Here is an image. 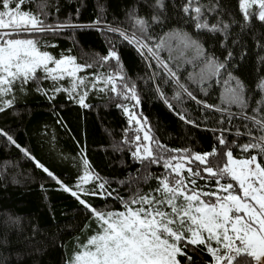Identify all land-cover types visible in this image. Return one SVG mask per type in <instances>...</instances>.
<instances>
[{
	"label": "snow or ice",
	"instance_id": "obj_1",
	"mask_svg": "<svg viewBox=\"0 0 264 264\" xmlns=\"http://www.w3.org/2000/svg\"><path fill=\"white\" fill-rule=\"evenodd\" d=\"M31 4L35 11L25 8ZM145 6L151 8L148 16L139 15L135 6L128 11L133 29L129 32L99 18L87 25L71 19L49 22V0H0V114L14 107L17 90L27 94L31 84L50 102L64 92L81 108L92 107L85 101L93 90L113 94L110 99L135 101L132 108L116 104L129 124L121 144L141 166L138 175L119 181L128 188L126 197L111 188L113 181L95 173L83 150V174L78 175L74 190L2 128L0 137L78 201L89 215L85 231L95 222L93 234L77 244L65 264H264V55H257V77L250 88L230 70L235 67L234 53L228 47L229 42L240 44L232 25L238 24L242 33L251 31L256 22L264 27V0H237L240 20L225 0H146ZM99 10L103 12V7ZM173 16L177 27L168 24ZM154 26L162 34L154 35ZM81 27L118 33L150 68L154 64L149 79L159 98L181 121L211 132V150L173 149L155 137L148 120L134 111L140 103L136 84L124 74L114 47L107 55L81 64L69 53L54 56L48 49L56 45L41 39ZM208 36L220 38V47L227 50L223 60L205 48L202 38ZM255 46L264 50L260 39ZM245 55L241 52V59ZM185 65L193 71L182 78ZM87 69L95 71L78 75ZM65 77L70 78L68 87L59 84ZM157 78L173 86L171 97ZM43 81H51V88H44ZM214 87L220 89L219 95L216 102H209ZM186 101L199 106V122L181 107ZM117 150L122 149L117 146ZM153 166L162 171L153 173ZM152 180L155 186L145 191L141 185ZM88 197L112 198L120 208L107 204L97 208Z\"/></svg>",
	"mask_w": 264,
	"mask_h": 264
},
{
	"label": "trees",
	"instance_id": "obj_2",
	"mask_svg": "<svg viewBox=\"0 0 264 264\" xmlns=\"http://www.w3.org/2000/svg\"><path fill=\"white\" fill-rule=\"evenodd\" d=\"M225 2L231 4L235 18L240 20L237 0ZM145 5L146 0H49L47 11L50 13L49 22L71 19L81 25H87L99 18L109 25L131 32L133 29L127 20L128 11L135 6L139 15L148 16L151 8ZM101 6L103 12L99 10ZM25 8L36 10L35 4L25 5ZM225 19L229 17L226 16ZM168 24L170 27L178 26L175 16ZM188 30L191 31V28ZM163 31H168V28L165 27ZM231 31L234 38L239 34L240 44L232 45L229 42L228 47L234 53L231 64L235 66L230 70L252 88L257 77L254 71L257 55H264V50L257 48L255 41L260 39L264 42V35H261L264 33V27L256 22L251 31L245 30L242 33L240 26L234 24ZM156 33H161V29L154 26L153 34ZM41 39L56 45L48 49L54 56L69 53L76 56L81 64L107 55L109 49L114 47L124 74L136 84L140 103L135 106L134 111L148 120L155 137L173 149L191 147L198 152L211 150L213 134L203 130V125L196 128L186 124L167 107L155 91V84L149 79L155 70L154 64L150 68L136 48L118 33L81 27ZM202 39L210 53L221 60L224 59L227 50L220 47L219 37L208 36ZM241 52L246 53L243 59ZM163 55L167 58V53ZM110 63L113 68L116 67L115 60ZM94 71L95 69H87L86 74ZM181 71L182 78H186L193 69L191 65H185ZM157 79L165 93L171 97L173 86L165 85L163 80ZM59 84L69 86L66 79ZM51 85V81L42 83L46 89L51 88ZM35 86L29 85L27 94L17 90L14 107L0 114V128L6 130L22 147L29 149L34 157L74 190L78 175L83 174V150V155L95 173L113 181L111 188L119 189L120 195L126 197L128 188L126 185H120L119 181L138 175L137 170L141 166L132 159L127 146L121 144L129 124L128 117L116 104L124 103L132 108L136 102L110 99L113 94L93 90L85 101L92 107L81 108L76 100H70L64 92L56 94L55 99L50 102L45 96L34 91ZM99 87H103V84ZM219 91V88L214 87L209 102H216ZM173 103L175 104L174 101ZM181 107L190 118L200 121L202 113L194 102L186 101ZM129 134L134 136L135 132L130 131ZM233 138L229 137L230 140ZM243 142L241 139L240 143ZM117 146L122 150H117ZM150 170L153 173L162 171L157 166ZM155 183L156 181L152 180L149 184L141 186L147 191L149 187H154ZM41 185L44 186L43 189ZM88 199L97 208L105 204L109 208H120L119 203L112 198ZM89 223L88 213L70 193L59 190L55 181L37 169L33 161L9 144L4 137H0V264H65L77 244L84 243L87 237L93 234L96 228L94 221L85 231ZM204 258L207 259L206 256Z\"/></svg>",
	"mask_w": 264,
	"mask_h": 264
},
{
	"label": "rangeland",
	"instance_id": "obj_3",
	"mask_svg": "<svg viewBox=\"0 0 264 264\" xmlns=\"http://www.w3.org/2000/svg\"><path fill=\"white\" fill-rule=\"evenodd\" d=\"M85 74H86V73H78V75H85ZM65 79L69 81L70 78L65 77Z\"/></svg>",
	"mask_w": 264,
	"mask_h": 264
}]
</instances>
